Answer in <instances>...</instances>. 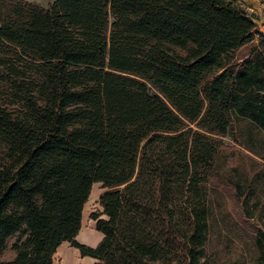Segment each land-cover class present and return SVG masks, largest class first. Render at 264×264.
Segmentation results:
<instances>
[{
    "label": "trees",
    "instance_id": "trees-1",
    "mask_svg": "<svg viewBox=\"0 0 264 264\" xmlns=\"http://www.w3.org/2000/svg\"><path fill=\"white\" fill-rule=\"evenodd\" d=\"M62 240L91 264H264V33L237 0H0V264Z\"/></svg>",
    "mask_w": 264,
    "mask_h": 264
},
{
    "label": "rangeland",
    "instance_id": "rangeland-1",
    "mask_svg": "<svg viewBox=\"0 0 264 264\" xmlns=\"http://www.w3.org/2000/svg\"><path fill=\"white\" fill-rule=\"evenodd\" d=\"M39 3L46 4L42 7H46L50 0H37ZM239 6L244 9L249 15H251L255 26L264 33V0H237ZM40 5V4H39ZM41 6V5H40ZM245 48L243 47L238 50L237 55H241L245 52ZM222 140V155L227 157V163H231L234 161V158L240 157L243 155L242 149L238 146V144L234 143L230 139L229 134H225L220 138ZM103 189L100 182H94L91 185L88 197L84 202L82 209H81V219H80V228L82 227L83 232L80 234L79 239H100L94 238L92 235H88L86 231L91 232L92 234L96 231L94 229V220L91 218V213L99 211L101 208L98 205L97 197L100 191ZM230 207L231 204H229ZM234 209V207H233ZM99 217L102 214L98 215ZM97 232V231H96ZM85 233V234H84Z\"/></svg>",
    "mask_w": 264,
    "mask_h": 264
},
{
    "label": "crops",
    "instance_id": "crops-1",
    "mask_svg": "<svg viewBox=\"0 0 264 264\" xmlns=\"http://www.w3.org/2000/svg\"><path fill=\"white\" fill-rule=\"evenodd\" d=\"M29 2H35L40 4L41 6H44L45 3H39L37 0H26ZM53 0H50L52 2ZM78 233L76 235L75 240L80 243H84L90 246H93L96 244V242L99 239H79L80 234L83 232L82 227L78 229ZM86 233L90 236L92 235L94 238L101 237L100 232H94L93 234L91 232ZM85 234V233H84ZM94 261V258L87 256V255H80L79 251L76 247L69 244L68 241L62 240L56 247L54 253H53V260L52 264H91Z\"/></svg>",
    "mask_w": 264,
    "mask_h": 264
}]
</instances>
